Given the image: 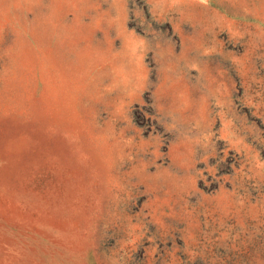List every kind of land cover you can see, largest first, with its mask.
I'll return each instance as SVG.
<instances>
[{"label":"rangeland","instance_id":"rangeland-1","mask_svg":"<svg viewBox=\"0 0 264 264\" xmlns=\"http://www.w3.org/2000/svg\"><path fill=\"white\" fill-rule=\"evenodd\" d=\"M0 264H264V0H0Z\"/></svg>","mask_w":264,"mask_h":264}]
</instances>
